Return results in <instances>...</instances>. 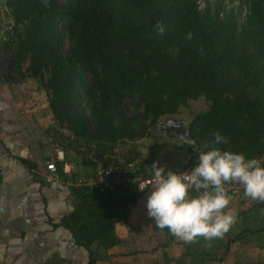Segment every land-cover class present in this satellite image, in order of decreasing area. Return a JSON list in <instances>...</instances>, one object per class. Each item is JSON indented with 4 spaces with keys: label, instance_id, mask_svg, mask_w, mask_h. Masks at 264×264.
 Wrapping results in <instances>:
<instances>
[{
    "label": "trees",
    "instance_id": "trees-1",
    "mask_svg": "<svg viewBox=\"0 0 264 264\" xmlns=\"http://www.w3.org/2000/svg\"><path fill=\"white\" fill-rule=\"evenodd\" d=\"M203 1L200 10L196 0H0V25L13 26L0 46L14 63L7 76L38 84L72 134L52 127L50 136L84 158L105 164L122 146L137 159L136 144L164 118L201 101L189 139L179 140L189 157L177 172L212 149L264 164V0H247L241 25L233 11L219 17L218 0ZM216 134L228 143L214 142ZM81 224L59 226L78 242ZM254 233L264 229L243 231L227 249ZM89 264H97L91 251Z\"/></svg>",
    "mask_w": 264,
    "mask_h": 264
},
{
    "label": "crops",
    "instance_id": "crops-1",
    "mask_svg": "<svg viewBox=\"0 0 264 264\" xmlns=\"http://www.w3.org/2000/svg\"><path fill=\"white\" fill-rule=\"evenodd\" d=\"M9 60L0 50V264H89L90 251L97 254L99 247L109 257L99 259L100 253L97 264H240L241 255L253 260L250 264L264 263V233L249 235L252 246L245 238L227 249L229 240L243 231L264 229V207L248 201H230L224 211L234 213L236 222L222 237L185 242L166 228H157L147 216L145 203L151 188L140 194L133 185L98 196L87 188L47 184L41 175L53 157L49 130L55 121L47 95L35 81L8 79ZM66 153L77 159L81 173L104 166L74 151ZM159 154L143 159L139 154L136 174L151 177L148 166L154 160L173 172L185 165L177 162L179 157L176 161ZM65 219L82 223L77 229L79 243L59 226Z\"/></svg>",
    "mask_w": 264,
    "mask_h": 264
},
{
    "label": "clouds",
    "instance_id": "clouds-1",
    "mask_svg": "<svg viewBox=\"0 0 264 264\" xmlns=\"http://www.w3.org/2000/svg\"><path fill=\"white\" fill-rule=\"evenodd\" d=\"M196 1L201 2L202 6L198 5L203 10L206 3ZM233 1L229 0V5L224 6L223 1L218 0L222 8L221 19L233 11L238 21L232 8ZM239 1V9L247 6V17L250 16V4L247 0ZM214 142L227 144L228 139L216 134ZM148 167L152 175L145 203L147 216L157 228H166L185 242H194L197 237L204 240L220 238L235 224V214L224 211L230 203L224 184L238 183L246 197L264 202V166L260 160L248 159L241 153L217 149L201 152L196 165L186 174L166 170L155 160ZM193 191L198 194L192 195Z\"/></svg>",
    "mask_w": 264,
    "mask_h": 264
},
{
    "label": "built area",
    "instance_id": "built-area-1",
    "mask_svg": "<svg viewBox=\"0 0 264 264\" xmlns=\"http://www.w3.org/2000/svg\"><path fill=\"white\" fill-rule=\"evenodd\" d=\"M224 6L229 5V0H222ZM202 6L201 2L198 1ZM233 9L238 15V23L245 22L249 9L245 6L240 10V1H233ZM12 24L0 25V46L4 45L12 33ZM65 138L72 137L62 134ZM54 148L53 157L45 163V171L41 175L47 184H62L71 189L87 188L96 194H111L115 192L125 191L131 186L136 185L138 193L142 194L151 188V177H141L136 174L138 166L137 159H127L126 148L116 149V154L113 155L103 167L91 173H81L78 170L76 159H69L66 150L64 149V141L60 134H57L52 139ZM128 150V149H127ZM264 166L263 163H261ZM192 168L176 172L177 174H186ZM225 193L230 197V201L240 199L248 201L253 206L264 207V202L252 200L244 195V190L241 185L235 182L224 184ZM197 195L195 191L191 193Z\"/></svg>",
    "mask_w": 264,
    "mask_h": 264
},
{
    "label": "rangeland",
    "instance_id": "rangeland-1",
    "mask_svg": "<svg viewBox=\"0 0 264 264\" xmlns=\"http://www.w3.org/2000/svg\"><path fill=\"white\" fill-rule=\"evenodd\" d=\"M9 63V62H8ZM192 104V108H188V109H184L180 112V114H178L177 116H175L176 118L182 119V120H189L192 119V112H198V111H202L205 109V106L203 105L204 102H194L191 103ZM127 111L129 114L132 113V108L130 106V104H127ZM55 121V120H54ZM55 127L57 128H61L62 132H65L66 135H71V132L68 130V128L66 126H62L59 127L57 122H54ZM160 135V134H159ZM164 138V139H163ZM181 140V139H180ZM157 142L158 145L154 148L153 144ZM153 147V148H152ZM120 148H123L122 146ZM136 148L138 149V152L142 155V159L144 157H151L152 155L156 156V157H160L161 155L159 153H163L162 155L166 156H170V158H176V161L179 157L180 160H178L177 162H180L179 164H186L188 161L185 160V158L182 159V157H186L187 154L185 153V148H183L182 143L178 140V139H172L169 137H165V136H158L156 134H154L150 139L147 140H143L138 142V144L136 145ZM119 150V147L117 148ZM128 148H126L125 150L127 151ZM155 149H157L155 151ZM159 152V153H158ZM189 157V156H188ZM173 162V161H171ZM181 167L178 166L177 169H180ZM256 207V206H255ZM250 237L248 236L247 239L245 240V243L248 246H252V244L249 241H247ZM247 241V242H246ZM244 245V244H243ZM232 246H237V244H233ZM245 246V245H244ZM248 246H245V249L248 248ZM101 253V257L99 258L98 255ZM109 257V252H107L106 250H104L102 247H99L97 250V254H96V259H108ZM248 256H243L241 255L238 263L240 264H250V263H254L253 260L250 261L248 260ZM67 264V263H66Z\"/></svg>",
    "mask_w": 264,
    "mask_h": 264
},
{
    "label": "flooded vegetation",
    "instance_id": "flooded-vegetation-1",
    "mask_svg": "<svg viewBox=\"0 0 264 264\" xmlns=\"http://www.w3.org/2000/svg\"><path fill=\"white\" fill-rule=\"evenodd\" d=\"M192 113L195 114L197 112H192ZM164 119L159 124H161L164 121ZM191 120L192 119L182 120L181 124H180V127L177 128L176 127V125H177L176 121H173V120L168 121V119H167V121H165L164 125H162L163 128H159V127L156 128L155 127L154 131H156V133L158 135L160 134V136H165V137H169V138H172V139H178V140L184 139L185 136L182 134L183 130L185 131L186 130V126L188 124H191V122H192Z\"/></svg>",
    "mask_w": 264,
    "mask_h": 264
},
{
    "label": "water",
    "instance_id": "water-1",
    "mask_svg": "<svg viewBox=\"0 0 264 264\" xmlns=\"http://www.w3.org/2000/svg\"><path fill=\"white\" fill-rule=\"evenodd\" d=\"M10 59V58H9ZM12 71H14V63H13V61L10 59L9 60V63H8V69H7V75H8V73L10 74V72H12ZM10 76V75H9ZM8 76V77H9ZM10 78V77H9ZM167 119H168V121H170V120H173V121H176V123H177V125H176V127L178 128V127H180V124H181V119H179V118H176L175 116H172V117H166L165 119H164V121L161 123V124H159V125H157L156 126V128H163V126L162 125H164V123H165V121H167ZM194 119V116H192V120ZM191 120V121H192ZM187 125V124H186ZM189 125L190 124H188L187 126H186V130L184 131L183 130V135L185 136L184 137V139H189ZM175 130V129H174ZM188 141H190V140H188ZM92 159L93 160H95V161H97V162H99V163H101V161H100V158L97 156V155H93L92 156Z\"/></svg>",
    "mask_w": 264,
    "mask_h": 264
}]
</instances>
